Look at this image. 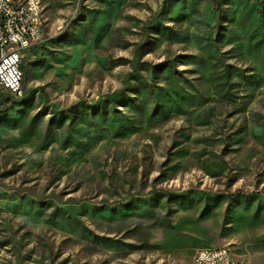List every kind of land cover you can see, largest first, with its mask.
I'll return each instance as SVG.
<instances>
[{"label": "rangeland", "instance_id": "374dc122", "mask_svg": "<svg viewBox=\"0 0 264 264\" xmlns=\"http://www.w3.org/2000/svg\"><path fill=\"white\" fill-rule=\"evenodd\" d=\"M0 89V264H264V0H42Z\"/></svg>", "mask_w": 264, "mask_h": 264}, {"label": "built area", "instance_id": "2783aa9c", "mask_svg": "<svg viewBox=\"0 0 264 264\" xmlns=\"http://www.w3.org/2000/svg\"><path fill=\"white\" fill-rule=\"evenodd\" d=\"M38 10L31 0L29 10L19 8V0H0V81H5V92L10 96L24 94V54L34 48L42 30L27 22V14L38 18ZM4 26H11V38H4ZM226 247L199 248L192 264H233Z\"/></svg>", "mask_w": 264, "mask_h": 264}, {"label": "bare ground", "instance_id": "6f19581e", "mask_svg": "<svg viewBox=\"0 0 264 264\" xmlns=\"http://www.w3.org/2000/svg\"><path fill=\"white\" fill-rule=\"evenodd\" d=\"M29 6H31V0H19V8L21 10H29ZM34 8L39 9L38 18H35L34 14H27V22L31 23V26H38L42 30L44 27L42 0H34ZM4 38H11V26H4ZM0 89L5 90V81H0ZM13 97L21 99L24 97V94ZM230 262L233 264H243L233 253H230Z\"/></svg>", "mask_w": 264, "mask_h": 264}, {"label": "trees", "instance_id": "16d2710c", "mask_svg": "<svg viewBox=\"0 0 264 264\" xmlns=\"http://www.w3.org/2000/svg\"><path fill=\"white\" fill-rule=\"evenodd\" d=\"M22 69H23V66H22ZM2 91H4V90H2ZM5 92V91H4ZM6 93V92H5ZM7 94V93H6Z\"/></svg>", "mask_w": 264, "mask_h": 264}, {"label": "crops", "instance_id": "0c3cea01", "mask_svg": "<svg viewBox=\"0 0 264 264\" xmlns=\"http://www.w3.org/2000/svg\"><path fill=\"white\" fill-rule=\"evenodd\" d=\"M33 49V48H32ZM30 51V50H29ZM29 51H27V52H29ZM24 56H25V54H24Z\"/></svg>", "mask_w": 264, "mask_h": 264}]
</instances>
